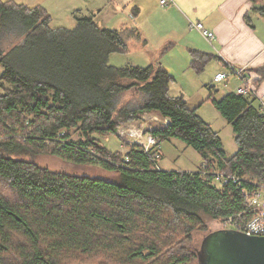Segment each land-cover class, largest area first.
Returning <instances> with one entry per match:
<instances>
[{"label": "trees", "instance_id": "trees-1", "mask_svg": "<svg viewBox=\"0 0 264 264\" xmlns=\"http://www.w3.org/2000/svg\"><path fill=\"white\" fill-rule=\"evenodd\" d=\"M250 1L264 17V6ZM46 13L0 0V264H198L188 243L205 218L224 223L241 214L234 229L250 220L240 187L251 185L218 188L210 173L264 185L260 105L251 95H208L205 102L231 127L238 148L227 157L198 107L170 94L175 79L160 62L108 64L111 53L126 54L130 42L142 41L137 30L100 29L87 16L76 17L68 30L52 27ZM9 34L22 41L3 48ZM189 57L197 74L214 59L195 50ZM231 67L222 82L240 78L234 72L240 68ZM249 81L263 92L264 68ZM126 95L132 98L125 101ZM143 113L168 120L151 132L157 156L124 141L125 155L101 144L99 138L116 137L120 125ZM167 139L195 150L205 165L198 170L206 174L159 168ZM42 154L118 179L54 172L34 162Z\"/></svg>", "mask_w": 264, "mask_h": 264}, {"label": "crops", "instance_id": "crops-1", "mask_svg": "<svg viewBox=\"0 0 264 264\" xmlns=\"http://www.w3.org/2000/svg\"><path fill=\"white\" fill-rule=\"evenodd\" d=\"M132 1L127 2L130 13L129 20L139 31L143 41L139 44L136 43L135 46L143 45V43L151 45L150 53L158 54L161 59L159 62L175 79L174 86L177 81H186L192 84L202 83V77L196 79L198 74L189 67V51L191 50L214 56L212 60L223 68L219 70L217 67L214 71L215 75L228 73V68L232 65L235 68H245L250 74H255L254 77H258L259 69L264 68V17L254 10V5L250 0H172V3L166 7L161 5L162 0ZM258 2L255 7L264 6V0H258ZM190 22L201 23L214 33L215 39L211 45L213 48L198 32L189 29ZM154 23L158 32L153 30ZM209 63L205 67L206 70L210 68ZM230 78L233 79L231 84L228 81ZM196 80L201 82H196ZM212 80L215 82L214 78ZM226 84L229 85L223 91L222 95L224 96L229 93L237 94L236 90L241 87L238 79L233 76L228 77ZM209 89L211 88L208 87L209 94L214 91ZM180 91L182 92V90ZM181 96L186 101L185 95ZM207 97L201 103H207L205 102ZM252 99L258 103L257 99ZM203 104L197 109L198 114L203 108ZM152 116L156 117L158 121L156 123L147 121L148 126L158 125L157 127H160L161 123L166 124V120L155 113H145L140 117L142 120H149ZM237 150L238 148L233 154ZM201 164L202 160L193 171L184 169L174 171L192 173L199 169Z\"/></svg>", "mask_w": 264, "mask_h": 264}, {"label": "rangeland", "instance_id": "rangeland-1", "mask_svg": "<svg viewBox=\"0 0 264 264\" xmlns=\"http://www.w3.org/2000/svg\"><path fill=\"white\" fill-rule=\"evenodd\" d=\"M7 1V0H3ZM17 4L27 5L28 7H41L45 10L47 17L51 18L52 27H63L68 30L74 28L76 22V17H90L93 22L100 29L108 30H122L126 29H135V26L129 20L130 13L129 8L127 7V2L130 0H12ZM131 2H133L131 0ZM99 12V13H98ZM156 24H153L154 31ZM137 32H139L137 30ZM158 32V31H157ZM151 34L154 36L153 32ZM9 37L3 36L5 39L9 38L10 44L8 42H3V48H8L14 44H18L22 41V36L18 35H8ZM155 37V36H154ZM156 38V37H155ZM142 39V38H141ZM151 39V38H148ZM157 39V38H156ZM152 39V40H156ZM144 40V39H143ZM141 41L140 43H142ZM139 44V43H137ZM135 42H130L128 44V52L126 54L111 53L108 59V64L114 67H123L126 65H133L139 67H147L151 64L159 62L158 54L153 55L150 52L152 49L151 45L135 46ZM162 52L160 51V54ZM210 70L204 69L201 74L196 75V79L201 78L202 83L192 84L186 81H177V84L172 86L170 94L182 95L186 97V102L189 108H194L201 106V102L208 96L209 91L208 87L212 88L216 93L214 94L215 99L222 98L223 91L226 87L232 83L233 79H229V84L225 82H213L212 78L215 75V70L218 67L219 70L223 69L220 65H217L214 60L209 63ZM227 71V70H225ZM249 73L245 71L244 73ZM174 73V72H173ZM227 75V72H225ZM224 73V74H225ZM174 75H176L174 73ZM195 75V74H192ZM245 75V74H244ZM177 76V75H176ZM246 76V75H245ZM255 74L249 73V78L254 77ZM248 77V76H246ZM248 78V79H249ZM249 79V80H250ZM196 80V82H201ZM240 82V80L238 79ZM241 84V82H240ZM182 90V92L180 91ZM2 89L0 88V93ZM180 95V96H181ZM132 96L126 95L124 100L131 99ZM206 123L210 124L213 130L219 135L222 144L223 150L226 152V156L230 157L233 155V152L236 150V144L234 142L233 133L230 126L226 121L214 110V108L209 103H204L203 108L198 114ZM22 136H18L20 138ZM134 138V137H133ZM129 138L127 141L131 145L137 146L134 139ZM101 144L111 152H120L123 155L127 152V148L123 145L125 137L118 136L99 138ZM137 143V142H136ZM140 146V145H138ZM161 159L158 163L159 168L164 171H174L177 169H184L193 171L198 166L201 161V156L192 148L186 146L184 143L177 139H167L161 143ZM127 161V159H125ZM34 162L40 166H45L51 171L54 172H72L77 176H87L90 178H101L106 181H115L118 179V176L111 173H105L103 170L97 167H88V166H73L67 165L61 162L60 159L53 157L51 155H38L34 158ZM202 166H205L202 162ZM201 170H196L192 173L201 174ZM211 174V173H210ZM1 185V184H0ZM2 186V185H1ZM0 186V187H1ZM3 187V186H2ZM4 195H7L4 191L1 192ZM206 222L202 229L199 228L192 233L191 240L188 243L189 248L197 249L200 246V243L203 239V236L209 232L225 229L223 222L213 221L209 219H204ZM227 227V226H226ZM201 229V230H200ZM88 259L91 261L94 257ZM100 261V260H99Z\"/></svg>", "mask_w": 264, "mask_h": 264}, {"label": "built area", "instance_id": "built-area-1", "mask_svg": "<svg viewBox=\"0 0 264 264\" xmlns=\"http://www.w3.org/2000/svg\"><path fill=\"white\" fill-rule=\"evenodd\" d=\"M168 2H172V0H162L161 5L166 6ZM188 27L189 29L198 32L201 37L205 39L209 44H213V41L215 39L214 33L207 30L201 23L190 22ZM234 72L237 76L240 77L239 79L242 83L241 87L236 90L237 94H249L256 97L261 108L262 116L264 118V91L262 92L260 91V89H256L253 85L250 84L248 78L242 77L241 70H236ZM226 78V74L219 73L215 75L214 81L218 83L222 82ZM146 120L150 123H156L158 121V119L154 116L150 117L149 120ZM167 123L168 122L166 121V125ZM162 124L163 123H161V125ZM157 126L158 125H153L145 128L142 124L123 125L120 126L117 130V135L119 137L124 136V140H128L129 138L134 137L133 139L135 141V144L140 145L144 152H150L155 157L158 155V140L156 137L151 135V132L154 130H158L159 127ZM205 174L206 172L202 171L200 175L204 176ZM211 175L213 176V184L218 188H223L225 185H227L228 182H232L234 184L236 183L237 185H239L238 183L243 181L251 185V190L248 188L240 187L241 194L244 197L245 209L246 212H248L250 215V220L246 221L242 227L236 230L242 231L252 236H264V185L256 182H250L245 178L243 179L242 177L238 178V174L224 176V174H221L219 172H213L211 173ZM240 217L241 214L235 215L233 218H229L228 220H226V222H224V227L227 229H234L229 227H233L234 220H239Z\"/></svg>", "mask_w": 264, "mask_h": 264}, {"label": "water", "instance_id": "water-1", "mask_svg": "<svg viewBox=\"0 0 264 264\" xmlns=\"http://www.w3.org/2000/svg\"><path fill=\"white\" fill-rule=\"evenodd\" d=\"M195 251L198 264H264V236L219 229L204 235Z\"/></svg>", "mask_w": 264, "mask_h": 264}, {"label": "bare ground", "instance_id": "bare-ground-1", "mask_svg": "<svg viewBox=\"0 0 264 264\" xmlns=\"http://www.w3.org/2000/svg\"><path fill=\"white\" fill-rule=\"evenodd\" d=\"M241 71H242V74H244V72L246 71V69L245 68H242V69H240ZM222 74H224V73H222ZM244 78H248V77H244ZM240 80V79H239ZM241 82V81H240ZM242 84V83H241ZM240 95H242V96H246V95H249V94H240ZM252 96V95H251ZM252 97H254V96H252ZM255 99H256V97H254ZM143 114H145V113H143ZM142 114V115H143ZM130 124H142V125H144V127L146 128V127H149L148 125H147V120L146 119H141V117L139 118V120H135V121H131V122H127V123H124V124H122V125H120V126H123V125H130ZM119 126V127H120ZM119 129V128H118ZM117 129V130H118ZM116 137H117V131H116ZM124 142H127V141H125L124 140ZM128 143V142H127ZM214 172H218V171H214ZM211 173H213V172H211ZM219 173H221V172H219ZM221 174H223V173H221ZM224 176H229V173H225L224 174Z\"/></svg>", "mask_w": 264, "mask_h": 264}]
</instances>
